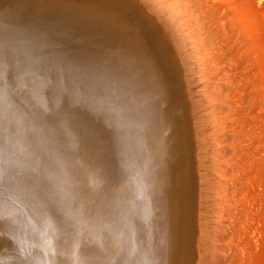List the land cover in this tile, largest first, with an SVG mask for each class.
<instances>
[{
  "label": "rangeland",
  "instance_id": "rangeland-1",
  "mask_svg": "<svg viewBox=\"0 0 264 264\" xmlns=\"http://www.w3.org/2000/svg\"><path fill=\"white\" fill-rule=\"evenodd\" d=\"M33 1L0 0V8H3L0 12V27L3 26V30L10 36V39L5 38L0 30V42L4 43L2 53L11 49L6 43L8 41L15 44L19 36L30 40V32H26V28L22 26L27 21H36L41 26L49 25L55 30L65 26L63 22L50 20L54 18L53 15L39 13L42 7L51 14L63 10L70 11L75 16L89 13L91 20L81 19V28L92 23L94 16L100 17L105 13L108 16L113 15L118 9L134 24L142 23L145 28L143 31H146L144 37H148L146 46L154 45L153 49L156 48L159 53L162 51L168 58L167 63L171 66L169 92L171 96L175 95L180 103L178 119L181 121L179 124L184 147L180 152L183 167L179 171L181 181L185 178L187 184L182 208L175 212V216H178L179 212L180 219L178 216L176 237L179 239L174 240L175 243L180 241V250H183L181 253L185 261L182 260L181 264H264V0ZM17 10L20 11L19 14ZM25 12L29 14L27 19L21 15ZM13 15L16 18L13 19ZM105 23L102 21V24ZM80 30L78 28L76 33ZM76 33L68 37L66 47L60 53L62 57L70 58L73 55ZM52 50L55 51V48L37 50L38 55L42 54V57L36 59L40 61L38 65L42 61L50 60ZM166 58L163 60L164 65H167ZM36 60L32 62L35 66ZM29 64L27 62V65ZM202 65L206 66L203 68ZM162 68L160 69L164 73L167 66L163 70ZM56 72L48 66L43 75L38 69H34L33 76L47 83V79L54 78ZM210 74L214 78L220 77L218 81L215 79L216 83ZM221 78L222 80H219ZM198 79H202L203 83ZM219 91L221 96L218 95ZM204 98H209V103L212 102L207 111L212 109L211 114L215 120H206ZM82 161L80 166L83 165ZM88 171L86 167L85 178L90 175ZM85 178L76 177L83 181L82 204L79 205L78 211L72 213L76 214L77 221L80 217V221L84 220L85 210L96 207V200L92 195L88 197L89 208L84 202L85 195L90 194V187ZM110 178L112 180H109ZM114 179L108 175L99 187L93 186L91 190L100 188L103 191L108 188L114 191ZM217 179L224 185L216 184ZM215 187L218 190L221 187V191L227 189L229 200L224 205L216 201L219 194ZM117 193L118 196L113 195L110 202L118 203L122 196L121 190L117 189ZM224 209L225 214L218 218L220 210L222 215ZM96 217L100 223L95 228L93 220L86 227L85 239L77 241L83 246L81 251L85 250L86 261L89 260L92 249L96 253L95 262L101 254L98 253L94 233L103 231L105 227L101 216ZM16 234L14 238L13 233L9 237L17 242L8 254L21 249V245L20 248L16 246L22 237L19 233ZM123 237L122 235L119 240L123 241ZM180 237L183 238V243ZM103 244H106V240ZM72 245L75 247L76 241ZM111 251L113 250L110 248L108 254ZM4 255L5 253L1 252L0 259ZM155 264H163V259L160 260L158 256Z\"/></svg>",
  "mask_w": 264,
  "mask_h": 264
},
{
  "label": "bare ground",
  "instance_id": "bare-ground-1",
  "mask_svg": "<svg viewBox=\"0 0 264 264\" xmlns=\"http://www.w3.org/2000/svg\"><path fill=\"white\" fill-rule=\"evenodd\" d=\"M29 1H33V0H29ZM2 11L3 8H0V12ZM17 12H18L17 14L20 13V11L18 10ZM69 12L70 11L63 10V11H57L56 14H51L47 10H45V7L39 9V13L50 14V16L53 15V17H55L57 21L63 22L66 27L64 30L66 31L72 29L79 18L82 20L90 19V17L88 16L89 13L85 12L82 14H78L76 17H74L75 15L72 16V13ZM66 14L68 15L67 17ZM21 15L25 19H27L28 18L27 15L29 14H26L25 12V14H21ZM56 15H58V17H56ZM158 15L162 18L159 12ZM158 15L157 17H159ZM12 17L13 19L16 18L14 15ZM93 18L94 21L90 24L85 25L84 28H80L81 30L78 33L84 32L86 29L89 30V28H95L99 26L103 27L104 30L109 32L115 31L117 44L118 42L122 44L120 54L124 56L123 57L124 61L118 62V64H116L115 61L113 63L111 61V56L102 54L100 50H97L99 54L96 53L95 55L96 51H94L92 56H87L88 53H91V50H86L82 48V44H76L75 42L72 58L68 59L67 57H62V54L60 55V58L62 57L63 60L68 59L66 62L62 61V63L60 62L59 64V66H62L59 67L60 76H59V72L57 71L56 75L58 76H55L52 79L50 78L47 79V85H45V91L43 92L44 99L45 97L47 99L46 104L44 103V105H46L44 111L47 114L45 117L42 118L43 120L41 122V126L42 125L45 126L47 132L54 131L53 132V136H54L56 128L54 127L53 130L52 127L57 122L58 119L57 112H59V114H62L61 109H62L63 98H64L63 103L66 101L65 96H63L64 93L62 94L63 90L61 83L64 81L63 79H65V72H66L67 80H69L70 83L74 85L75 91H78V95H79V97H77L74 100L70 99V103L72 102L74 103L77 100L78 103L80 104L82 103L81 106L89 110L90 113L89 116H87V118L83 116V119H81L82 123L80 124V126H78V129L81 132H84L85 129L88 130V126L91 125V121L94 124L98 122L100 124L101 118L103 119L105 117L107 119L112 118L111 115L112 107H114L118 99L125 100L126 97H127L126 103H129L131 108V115L135 120L137 119L136 114L135 113L133 114L132 110L133 112H135V107L136 105H138L140 111L145 107V109L153 116L155 122L153 121L154 123L153 134L148 133L139 123L134 126L131 133H133L135 137H137V139L139 136L141 138L143 145H144L143 141L145 139H148L147 142L145 141L144 147H142V152L139 151L137 155V159L140 158L141 161L138 164H136V166L131 165L129 169L125 170V166H121V164L124 162V164L127 163L128 165V162L127 160H122L121 156L119 157L118 156L119 154H117L118 161L114 162L115 164L114 174L112 173V171H109L106 174V166L104 165V163L101 165L100 164L97 165L96 163L92 165V163H90L84 157L85 155H81V153L83 152L82 149L83 144L78 143L75 144V146L72 144L73 127L71 121L64 120V124L61 123V130L59 131V138H60L59 143L61 147L60 149L64 154L62 156L61 162L63 165V175L67 171L68 180H69V182H67L65 186L67 193L66 194L67 196L65 197L66 207H68L67 209L69 210L68 215L69 216L72 215L71 217H73L74 219V214L72 213L78 211L79 205L82 204L81 199H82L83 181L81 179H76V177L85 178L87 176V173L84 174L86 167L89 169L90 175L87 178H85V180L88 186L90 187V189L93 186L99 187L106 180L108 175H111L112 177L115 178L114 180H116V182L114 183V191L108 188H106L103 191H101L100 188L92 189L94 198L96 200L95 211H98L96 216L99 215L101 216V219H103V224L105 229L101 232L94 233L95 244L98 249V253L101 252L100 257H98L97 259V262H95L96 253L94 249L91 250L88 261L84 259V256L82 260L83 262L85 260L86 264H93L94 262L96 264H106V263L107 264L110 263L155 264V261L159 256L160 260L161 258L163 259V264H181L183 263L181 262L183 260L181 251L183 250H180L182 248V247L180 248V241L178 242L179 244L177 242L176 244L174 240L178 238L176 237L177 236L176 228L178 227L180 216L178 212V216H179L178 219V216H175L176 215L175 212L178 208H182L181 204L183 203L184 198L186 197L185 186L187 184L186 183L187 179L185 180L184 178V180L181 181V174L179 171L183 167L181 164L182 161H180L181 160L180 152L184 146L181 138L182 134L180 132L181 124H179L181 122L179 120L180 103L179 100L175 98L176 96L175 95L171 96L169 92V85H170L169 74L171 72V66L170 64L167 63L168 58H166V56L163 54L162 51H160L161 53H159L158 51H156V48L153 49L154 47L152 46L154 45L152 44L151 45L149 44L148 47L146 46L148 37L146 38L144 37V34L146 35V31L145 32L143 31L145 30V28L143 27L142 23L139 22L138 25L135 23L136 24L135 26L134 22H132V20L127 18V15H124L120 11V9H118V11H114L113 15L108 16L105 13L100 17L94 16ZM102 21H105L106 23L102 24ZM186 26L188 25L186 24ZM148 49L152 50V53H150ZM37 50L39 51L41 49H37ZM100 57L104 58L105 61L103 63L96 62L94 60L96 59L98 61ZM164 57L166 58L167 65L163 64ZM36 61H37L36 67H38L39 73L42 75L48 69V66L53 65L55 62L52 59V56H50L49 61H45V62L42 61L39 65L38 62L40 61L38 60ZM200 63L202 62L200 61ZM25 64L27 65V62ZM119 65H122V67L125 66L127 71H130L132 74H135L133 78L130 77V79H128V82L126 84L122 83L121 78H117V76L119 77L120 74V71H117V69L120 67ZM160 65H161L160 68H162L163 66L166 68L167 66L164 73L159 68ZM36 67H34V69H36ZM53 69L55 71L58 70L57 68H53ZM109 71L113 72L114 77L110 75ZM200 71L203 70L200 69ZM214 71L216 70L214 69ZM210 72H212V70ZM200 74L201 73H199V75ZM210 76L213 77L212 74H210ZM144 77L148 78V80L149 78L151 79L150 85L154 91L152 100L146 99V98H151V95L148 89L146 88V86H144L141 83L143 82ZM114 78L119 86H116L112 83ZM206 78L208 79V77ZM218 78L215 77L213 79L214 83H216L215 79H217L218 81ZM58 79L60 80L62 79V80L59 81ZM202 79L200 80L202 81ZM192 80L194 79L192 78ZM219 80H222V78ZM207 81H209V79ZM220 82L221 81H219V83ZM59 84H61L60 87ZM207 84L209 85V83ZM210 86H212V84H210ZM142 87H144L145 90ZM220 92L221 91H219L218 95L220 94ZM52 95H54V98L52 97ZM218 98L220 100V97ZM204 99H205V114H206L205 117H207L206 120H209L210 118L211 119L213 118V120H215L216 118L214 119V115L211 114L213 113L212 109L211 111L209 110L207 111V107L212 102L209 103V98H204ZM218 106L220 107V105ZM71 107L72 106H69L68 104L70 113L72 112ZM120 131L117 130L116 132L120 135L126 133L125 129ZM43 134H45V132L42 133V136H44ZM206 140H204L203 142H205ZM206 144L208 145L207 141ZM79 149L80 150L82 149V152H80ZM125 150L127 155L128 153L127 144H124V149L122 150V152H125ZM116 151L119 150L116 149ZM127 159L129 161V155L127 156ZM81 160H83L82 161L83 165L80 166ZM87 164H89L90 167H88ZM71 166H73L72 172L76 173L75 177H73L72 173L70 172ZM109 180H112V178H110ZM218 181L219 180L217 179L216 184L221 183V185H224L221 181L219 182ZM88 182H90L91 184L89 185ZM109 186L110 185L108 184V187ZM127 187H128V191L130 189L132 190L134 189L133 190L134 192H132L133 195L130 198L131 210L127 209L129 214L128 220L131 221L130 223L131 227L130 225L128 226V224H126V220H125L126 211L124 210L123 212H120V206H121L119 204L120 200L118 201V203L110 202V199L113 195L114 197L118 196L116 195L118 194L117 189L121 190L122 193L121 197H123V193L126 194L127 192ZM215 189H217V187H215ZM219 190L217 189L219 195L217 194L218 199L216 201H219V203H222V205H224L225 202L229 200L228 192L227 189L225 188L221 191V187ZM86 201L87 198L86 200H84V202ZM87 202H89V200ZM100 203L103 204V207L99 211L97 207H99ZM89 206L90 204L88 203L87 207ZM222 211L223 212L221 215L220 214L221 210H220L218 218H220V216H223L225 214L226 209ZM97 221L98 219L96 217L93 222L95 228L100 223ZM76 222L77 221H75V223ZM181 232L182 231L180 227L179 233ZM17 233H19L20 236L23 238L24 235L23 227H20L19 231L17 230ZM11 234L12 233L8 234L7 237L9 238ZM122 235L124 236L123 241H120L121 240L120 237ZM181 238L182 237H180V239ZM104 240H106L105 245L103 244ZM82 247L83 246L76 241V246L70 253V258H71L70 261L72 260L73 263L70 262L69 264H75L77 260L76 259L77 254H79L80 256V254L83 253L81 251ZM110 248L113 251H111V253L108 254ZM105 249L106 251L104 254Z\"/></svg>",
  "mask_w": 264,
  "mask_h": 264
},
{
  "label": "water",
  "instance_id": "water-1",
  "mask_svg": "<svg viewBox=\"0 0 264 264\" xmlns=\"http://www.w3.org/2000/svg\"><path fill=\"white\" fill-rule=\"evenodd\" d=\"M28 3L31 4V2ZM50 20H56V18H50ZM81 23L82 20L79 18L74 27L66 32L64 31L65 26L55 30L49 25H44V27L36 21H27L22 26L26 28V32H30V40L28 38L24 40L19 36L15 44H10L8 41L6 43L11 49L9 51L5 50L3 53L1 50L4 48L2 45L4 43L0 42V253H5L4 257L0 259V264L73 263L72 260L70 261V253L74 248L72 243L81 238L85 239L86 227L96 218L98 211H95V209L85 210L86 215L82 221H80L82 217L78 218L77 221L75 214L74 219L71 217L72 215H68L65 186L69 180L67 171L63 175L61 159L64 154L59 143V131L61 130V123L64 124V120H70L72 123V144L74 146L78 143L83 144V152L82 149H79L82 152L81 155H85L84 157L92 165L104 163L106 174L109 171L114 174L113 163L118 161L117 154H119V157L121 156L122 160H127L128 165L124 162L121 164V166H125V170L129 169L131 165L136 166L141 161L140 158L137 159V155L139 151L142 152V147L148 139L143 141V145L141 138L138 136L137 139L131 133L135 125L139 123L148 133L153 134L154 132L153 121L155 122V120L153 116L145 107L140 111L139 106L136 105L135 112L132 110V113L136 114L137 119L135 120L131 115L129 103H126L127 97L125 100H117V103L111 109L112 118H101L100 124L99 122L94 124L91 121L88 130L85 129V133L81 132L78 129V126L82 123L81 119H83V116L87 118L90 113L77 100L70 103V99L74 100L79 95L78 91H75L74 85L67 80L66 72L65 79L61 82L62 94L64 93L63 96H65L66 101L63 103V98L62 114L57 112L58 119L52 127L53 130L54 127L56 128L54 136V131L47 132L45 126H41L42 118L47 114L44 111L46 106L44 103L46 104L47 99L43 97L46 82L37 80L33 76L34 67L36 66L32 62L39 56L42 57V54H37V49L55 48V51L50 52L52 53V59L55 61L50 66V70L57 68L56 71L59 72V67H62L59 66L60 62H66L72 58L71 56L63 60L62 57L60 58V53L66 47L68 37H72L76 30L81 28ZM99 27L76 33L74 41L76 44H82V48L91 50V53H88L87 56H92L94 51H96L95 55L96 53L99 54L97 50H100L102 54L111 56L113 63L115 61L118 64V62L124 61V56L120 54L122 44L119 42L117 44L115 31L109 32L104 30L103 27ZM3 29L4 27L1 26L2 36L9 38L10 36ZM94 60L100 63L105 61L101 57L98 61ZM26 62L30 64L26 65ZM119 66L122 70L120 67L117 69V71H120L117 78H121L122 83L126 84L128 79L133 78L135 74L127 71L125 66ZM109 73L113 76L112 71H109ZM58 80L61 81L62 79ZM112 83L119 86L115 78ZM141 83L146 86L151 95V98L146 99L152 100L154 91L150 85L151 79L148 80L144 77ZM60 86L61 84H59ZM52 97L54 98V95ZM68 104L72 106L71 113ZM123 129L126 130L123 135L116 132ZM43 132H45L44 136H42ZM124 144H127L128 147L127 155L126 150L122 152ZM116 149L119 151H116ZM128 155L129 161L127 159ZM87 166L90 167L89 164ZM72 167L70 172L75 177L76 173L72 172ZM133 190L128 191L127 187L126 194L123 193V197L119 201L121 205L120 212L126 211L125 220L130 227L131 221L128 220L127 209L131 210L130 198L133 195ZM88 191L91 192L85 195L87 201L91 194L94 196L90 188ZM87 201L86 206L89 203ZM102 207L103 204L100 203L97 208L100 211ZM75 221H77L76 224ZM20 227H23L24 236L16 248H20L19 245H21V249L18 251L13 250L11 254H8L10 248L17 242L13 238L17 236L16 233ZM10 233H13V238H6ZM105 251L106 249L104 254ZM82 252L80 256L77 254L75 264H86L85 260L84 262L82 260L85 250Z\"/></svg>",
  "mask_w": 264,
  "mask_h": 264
}]
</instances>
